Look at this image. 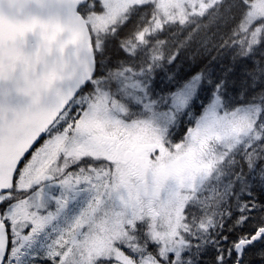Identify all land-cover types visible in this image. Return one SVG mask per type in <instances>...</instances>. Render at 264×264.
I'll return each mask as SVG.
<instances>
[{"label": "snow or ice", "instance_id": "snow-or-ice-1", "mask_svg": "<svg viewBox=\"0 0 264 264\" xmlns=\"http://www.w3.org/2000/svg\"><path fill=\"white\" fill-rule=\"evenodd\" d=\"M0 264H264V0H0Z\"/></svg>", "mask_w": 264, "mask_h": 264}, {"label": "trees", "instance_id": "trees-1", "mask_svg": "<svg viewBox=\"0 0 264 264\" xmlns=\"http://www.w3.org/2000/svg\"><path fill=\"white\" fill-rule=\"evenodd\" d=\"M215 54V53H214ZM222 56V57H221ZM219 57V59L217 60V62L214 63V66H216L215 68L217 69V72H220V70L225 67L226 65H232V57L231 56H223L221 55ZM222 60H221V59ZM199 57H197L196 61H193V59L191 58V56H185L181 59V61L178 62V67L175 70L176 71V75H177V79H181V78H187L193 74H195L197 71H199L200 69V64H199ZM222 61V62H219ZM186 63H190L193 64L192 70L190 73L183 75V65ZM225 63V64H223ZM216 64V65H215ZM222 64V65H221ZM220 66V67H219ZM222 66V68H221ZM219 67V68H217ZM232 73H233V80H235L237 77L242 75V67L239 64L233 65L232 67ZM223 74V73H221ZM157 84H159L160 88H165V87H174V85L168 84L167 80H164L163 83H161L159 80H157ZM230 89L232 87V84L230 83L229 85ZM159 90V89H158Z\"/></svg>", "mask_w": 264, "mask_h": 264}, {"label": "rangeland", "instance_id": "rangeland-1", "mask_svg": "<svg viewBox=\"0 0 264 264\" xmlns=\"http://www.w3.org/2000/svg\"><path fill=\"white\" fill-rule=\"evenodd\" d=\"M192 67H193V64H190V63L184 64L183 65V73H184L183 75L190 73L192 70Z\"/></svg>", "mask_w": 264, "mask_h": 264}, {"label": "bare ground", "instance_id": "bare-ground-1", "mask_svg": "<svg viewBox=\"0 0 264 264\" xmlns=\"http://www.w3.org/2000/svg\"><path fill=\"white\" fill-rule=\"evenodd\" d=\"M223 56H225V55H223ZM222 57V56H221ZM226 57V56H225ZM219 59V58H218ZM221 59V58H220ZM222 60V59H221ZM217 62V61H216ZM219 62H222V61H219ZM223 64H225V63H223ZM216 65V64H215ZM222 65V64H221ZM214 67H216V66H214ZM220 67V66H219ZM219 67H217V68H219ZM221 68H222V66H221ZM224 68V67H223ZM220 69V68H219ZM217 70V69H216ZM221 71V70H220Z\"/></svg>", "mask_w": 264, "mask_h": 264}]
</instances>
